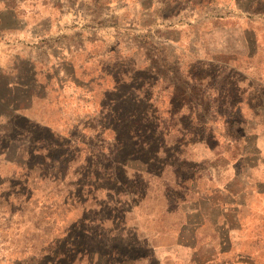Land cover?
<instances>
[{"label": "rangeland", "instance_id": "1", "mask_svg": "<svg viewBox=\"0 0 264 264\" xmlns=\"http://www.w3.org/2000/svg\"><path fill=\"white\" fill-rule=\"evenodd\" d=\"M149 4L148 0H0L3 27L10 26L11 12L37 9L69 30L85 27L92 35L100 30L101 36L106 32L108 50L122 48V60L115 54L105 59L102 67L108 79L104 90L87 97L79 91L68 96L70 107L79 108L67 113V122L73 127L66 136L52 139L44 130L27 135L26 121L8 119L11 113L0 102V264H42L40 254L20 250L23 242L12 235L54 230L45 224L54 219L64 222L59 229L62 235L69 230L74 236L84 230L97 234L100 227L93 220L99 215L116 217L120 222L114 225L108 219L106 228L121 230L123 212L130 206L129 192H144L146 186L154 199L133 205L137 204L139 219L151 229L161 254L164 252L156 264H264V218L255 201L244 203L240 182L235 185V198L219 195L226 204L219 208L210 202L201 206L189 187L175 193L173 211L163 201L162 182L175 185L194 173L193 166L179 154L180 122L188 130L204 134L202 127L191 125L189 116L179 113L181 101L197 105L200 124L213 119L223 131L229 130L225 128L227 119L241 120L242 113L231 110L237 97L225 94L226 90L235 92L225 69L198 66L194 71L198 77L210 71L219 73L205 83L181 74L185 57L190 61L195 56L191 41L196 35L193 27L180 25L174 17L179 5L166 7L167 18L172 19L169 24L162 21L163 16L148 13ZM159 11H164L162 2ZM184 13L183 22L191 16L189 10ZM70 38L78 43L81 32H73ZM3 41L0 39V47ZM210 85L219 92L209 96L215 103L213 112L206 96ZM36 106L41 110L40 103ZM49 113L56 121L58 112ZM40 140L44 141L41 151L36 147ZM200 181L198 189L209 194L206 178ZM87 197L92 200L88 204ZM75 218L78 223L73 225ZM76 244L86 250L104 247L96 238L81 236ZM117 245L115 240H107L106 251ZM56 257V264H71L79 256L61 242ZM110 259L108 253L104 262Z\"/></svg>", "mask_w": 264, "mask_h": 264}, {"label": "crops", "instance_id": "2", "mask_svg": "<svg viewBox=\"0 0 264 264\" xmlns=\"http://www.w3.org/2000/svg\"><path fill=\"white\" fill-rule=\"evenodd\" d=\"M148 1L150 4L147 12L157 18L163 16L162 21L169 24L172 19L167 18L166 7L171 8V3L172 7L179 5L174 17L179 18L180 25L195 29L196 38L191 41L195 56L190 61L185 57L180 65L181 74L187 79L205 83L219 76V73L208 71L204 77H198L194 74L198 66L208 70L212 67L225 69L227 79L235 87L234 94L229 90L225 94L228 97H237L233 105L235 107L231 110L242 113L241 120L230 121L231 117L227 119L225 128L228 127L229 130L223 131L213 119L200 124L197 115L200 109L197 105L191 106L190 103L181 101L179 113L189 116L191 125L202 127L204 134L201 135L198 130H188L181 122L179 124V154L181 160L193 166L194 173L189 179H178L175 185L162 182V196L167 210H174L172 202L177 199L175 193L182 192L184 187H189L190 192L198 196L201 206L206 202L216 208L226 206L219 195L235 198V185L240 182L244 203L247 204L248 200L255 201V207L263 219L264 0ZM176 1L178 4H175ZM160 2L164 6L163 13L159 11ZM187 10L191 16L183 22L182 18ZM8 18L11 21L10 26L3 27L0 23V39H4L0 47V102L7 105V110L13 114L14 119L26 121L27 135H32L36 130H44L52 139L66 136L67 131L73 127L67 122V113L79 108L70 107L68 96L79 91L82 96L87 97L104 90L108 77L102 66L105 59L112 54L122 60V48L117 50L118 53L112 47L108 50V43L104 39L106 32L101 36L100 30L97 35H92L90 29L85 27L69 30L68 26L60 25L51 14L37 9L23 13L13 11ZM1 20L0 17V22ZM180 25L177 27L182 28ZM73 32H81L78 43L70 38ZM220 59L223 60L219 61ZM113 80L117 81V77ZM206 90L208 95H205L212 105L209 111L213 112L216 110L213 108L215 103L209 96L216 97L219 92L212 85L206 87ZM39 103L42 105L41 110L36 106ZM51 110L57 111L58 118L65 121L59 122L58 118L53 121L49 113ZM71 141L78 142L77 139ZM40 143L44 141H37L36 144ZM163 162L164 165L167 163L166 158H163ZM202 178H206L207 186L211 188L209 194H205L200 186L199 189L197 187ZM148 187H145L144 192L138 189L129 192L130 206L123 212L121 230L116 226L106 228L108 219L116 222L114 225L120 222L116 221V217L99 215L93 220L100 227L97 234L84 230L74 236L75 233L69 230L62 235L59 229L63 228L64 222L54 219L51 224L45 223L54 230L16 232L12 236L23 242L20 250L28 253L32 250L35 254H40L42 264H56L54 257L57 256L61 242H65L67 249L79 256L71 264H85V260L86 264H156V259L164 258V252L161 254L154 234L139 219L135 208L138 202L152 199ZM90 200L87 197L86 203ZM135 202L137 204L134 206ZM186 210L187 208L184 209L185 214ZM99 212L103 213L100 206ZM75 219L73 225L78 223L77 218ZM39 222H35L37 228ZM80 236L84 239H98L99 244L104 246L103 249L86 250L77 247L76 241ZM107 240H115L117 247L107 252ZM108 253L110 262H104ZM21 264H27V261Z\"/></svg>", "mask_w": 264, "mask_h": 264}, {"label": "trees", "instance_id": "3", "mask_svg": "<svg viewBox=\"0 0 264 264\" xmlns=\"http://www.w3.org/2000/svg\"><path fill=\"white\" fill-rule=\"evenodd\" d=\"M9 112H10V111H9ZM10 113H11V112H10ZM12 115H13V114L11 113V115H7L6 117H7L8 119L11 120V119H12ZM13 118H14V116H13ZM18 120H19V119H18ZM21 120H23V119H21ZM26 127H27V125H26ZM27 130H28V128H27ZM33 133H34V132H33ZM35 143H36V142H35ZM35 143H34V144H35ZM36 147H38V149H39L40 151L42 150V147H40V144H37Z\"/></svg>", "mask_w": 264, "mask_h": 264}]
</instances>
